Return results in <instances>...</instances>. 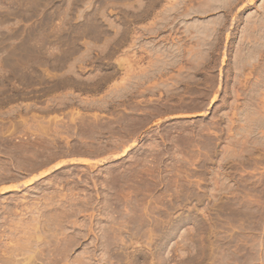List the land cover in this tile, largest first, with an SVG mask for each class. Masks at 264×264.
<instances>
[{"label":"rangeland","instance_id":"obj_1","mask_svg":"<svg viewBox=\"0 0 264 264\" xmlns=\"http://www.w3.org/2000/svg\"><path fill=\"white\" fill-rule=\"evenodd\" d=\"M228 1L0 0V264H264V0Z\"/></svg>","mask_w":264,"mask_h":264},{"label":"bare ground","instance_id":"obj_2","mask_svg":"<svg viewBox=\"0 0 264 264\" xmlns=\"http://www.w3.org/2000/svg\"><path fill=\"white\" fill-rule=\"evenodd\" d=\"M227 1H228V0H227ZM229 1H230V0H229ZM229 1H228V2H229ZM241 1H242V0H241ZM241 1H239V2H241ZM234 2H235L236 4L238 3L237 0H236V1H235V0L232 1V7L230 6L231 9L235 6V5L233 6V3H234ZM235 3H234V4H235ZM225 4H227V3H225ZM230 4H231V3H230ZM226 6H227V5H226ZM81 114H82V113H81ZM72 115H73V114H72ZM79 116H81V115H79ZM127 151H128V150L124 151L122 155H125V154L127 153ZM64 164L66 165V163H60V164H57L53 169H50V170L47 171L45 174H48L50 171H54V170H56V169H60ZM11 264H12V262H11Z\"/></svg>","mask_w":264,"mask_h":264},{"label":"crops","instance_id":"obj_3","mask_svg":"<svg viewBox=\"0 0 264 264\" xmlns=\"http://www.w3.org/2000/svg\"><path fill=\"white\" fill-rule=\"evenodd\" d=\"M71 159H85V160H88V161H94L91 158H88V157L83 156V155L82 156H78V157H71V158H68L67 160H71ZM83 164H85V163H83Z\"/></svg>","mask_w":264,"mask_h":264}]
</instances>
